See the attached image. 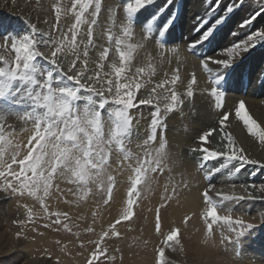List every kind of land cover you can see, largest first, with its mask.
Segmentation results:
<instances>
[{"label":"snow or ice","instance_id":"1","mask_svg":"<svg viewBox=\"0 0 264 264\" xmlns=\"http://www.w3.org/2000/svg\"><path fill=\"white\" fill-rule=\"evenodd\" d=\"M154 2L126 0L123 6L126 23L122 25L120 34L116 35L111 30L102 34L106 36L107 46L97 44L94 39V26L101 12L102 0H71V8H67L62 0H56L51 6L56 21L51 25V31H44L35 23L26 22L28 30L23 34L6 33L0 36V191L20 197L28 196L38 201L43 209V219L47 221L43 225L45 228L56 226L57 231L62 227L71 232L72 228L66 222L70 219L68 212H50L46 203L53 190H59L56 181L64 180L75 185L77 194L82 198L91 193L90 185H95L99 191L106 190L108 198L104 203L107 204L112 199L116 184L115 176L109 172L114 150L123 157L121 166L126 163L132 170L128 198L120 217L109 225V230L102 232L99 240L89 241L95 244V249L87 258V264H95L108 252L101 243L109 236V231L112 236H119L116 225L133 217L139 189L141 186L147 189L150 174L166 170L167 140L161 135L159 147L154 151L147 146L157 140L161 129L166 130L164 114L176 110L184 103L176 91L180 80L179 70L173 72L171 79L155 83L147 97L139 98L138 95H142L141 89L153 83L156 68L151 63L146 67L133 64L140 45L132 43L131 39L137 17ZM240 2L242 4L243 0ZM172 3L173 0H165L164 6L140 22L144 38L154 39L162 50L161 55L167 44L166 37L179 18V13L175 11L163 17ZM226 10L232 12L233 7L229 6ZM69 12L74 15L75 21L64 30L61 17ZM109 12L114 19L113 10L109 9ZM261 14H264V3L240 27L250 25ZM89 16L92 18L90 21ZM201 22L203 27L199 30V38L188 45L190 50L205 43L211 44L220 26L226 23V17L220 15L210 22L198 21ZM45 23L48 21L45 20ZM83 25H87L86 32L82 31ZM260 44H264V27L226 46L223 49L226 58L213 59L205 55L201 60V66L209 74L213 85L210 95L217 109L225 108V91L221 85L231 76L229 70ZM41 47L50 49V52H42ZM169 50L177 51L175 47ZM92 51L96 52L95 59L90 55ZM11 53H15L14 57ZM64 61L69 62L67 70L63 66ZM209 61L217 65L219 70L213 73ZM195 84L196 76L192 74L185 93L187 97L194 95ZM161 101L167 102L161 105ZM17 106H23L24 110L15 111ZM138 106H151L154 109L150 114V134L143 142L145 150L142 156L134 154L127 147L133 132V120L136 119L131 112ZM104 112L107 113L106 119L102 115ZM234 114L248 134L264 145V127L253 119L245 101L239 100L236 103ZM10 115H16L24 123L32 125L31 135L23 149L20 143L14 144L9 138L12 133L5 131V122ZM230 115L231 111H222L218 121L219 129L210 128L201 133L198 136V147L191 150L198 158V167L209 181L201 193L207 205L203 217L208 235H211L213 225L218 223L227 227L230 234H234L221 233L222 243L238 241L255 225L242 218H233L230 212L221 215L218 210L225 208L229 202L264 199V185H241V194L236 192L235 185L231 191L226 192L218 190L211 183L216 174L226 171L231 177L244 169L245 165L264 168V161L250 158L246 149L227 130ZM136 122L138 124L139 120L136 119ZM217 131L222 137V140L217 141L222 145L221 148L211 146V137ZM213 161L217 162L216 165L206 170V166ZM254 192H259L260 196H255ZM25 207L27 222L34 224L36 219L33 210L27 205ZM160 221V208H157V232L160 231ZM19 223L24 224L25 221ZM85 231L91 233L94 229L88 227ZM20 235L17 233L18 237ZM173 243H181L179 229L171 230L164 239L166 247H172ZM81 247L84 245L81 244ZM108 259L114 260L115 257L109 256ZM155 264H167L165 247L157 249Z\"/></svg>","mask_w":264,"mask_h":264},{"label":"rangeland","instance_id":"2","mask_svg":"<svg viewBox=\"0 0 264 264\" xmlns=\"http://www.w3.org/2000/svg\"><path fill=\"white\" fill-rule=\"evenodd\" d=\"M9 1H12L13 7H16V6L19 7L20 8L19 11L21 13L20 14L19 13H13L11 11L5 10V9L0 7V26L4 27V24H5V28H4L6 31L5 34L6 33L23 34L24 32H26L28 30V23H26V22H29L30 17H28L27 14L22 13L23 12L22 10L25 8L29 9L30 12L31 11H33V12L40 11L42 14H44L45 15V17L43 18L44 20L40 19V16H38L39 19L38 20L35 19L33 23H35L38 28H40V25L43 23L42 25L45 28V29H43L44 31H51L52 30L51 25L54 24L56 21H55V14H54V11H53L51 6H52V4H54L56 2V0H9ZM156 1H158V0H155V2ZM161 1H164V2L161 3ZM221 1L222 0H215L214 4L212 5V7L208 11L210 12V11L217 9V7L220 5ZM250 1L253 3V6L256 9L255 12L259 11L261 4L264 3V0H250ZM62 2L67 8H71V0H62ZM104 2H105V0H102L100 13H102L104 10L112 9L113 12L115 13L114 18H117L116 19L117 21L113 20V22H111V17H110L108 19V22L106 21V23L102 24V22L100 20L101 14H99V16L97 17V24L94 26V39H96L97 44L99 43V44H103V45L107 46L106 36H104L102 34L106 33L108 30L113 31L116 35L120 34L122 25L126 23L125 13L122 12L123 6H124V3L126 2V0H113V4L111 6H109L107 9H105L107 6H106V3H104ZM239 2H240V0H232V3H228L225 6V8L222 10L221 14L218 15V16L223 15L224 17H226V23L220 26V30L216 33L215 37L222 30H224V32H223L224 36L233 37L234 35L232 33L237 32V31H235V32L233 31V29H235V27H237L240 30L243 28V27H240V25L243 23V21L245 19H243L240 23L239 21L241 19L234 17V15L236 14V10L238 9L237 5L239 4ZM156 3L157 4L159 3L160 6L159 5L154 6V4H153L152 5L153 7H151V8L159 9L160 7L165 5V0H159V2H156ZM173 3H174V6H173L172 10L175 12H178L179 17H180V14H182L184 12L185 8H187V6H189L188 9L190 8V5H187L186 0H173ZM229 6L233 7L232 12H228L226 10ZM154 12H155L154 10H151V11L145 10L143 18L146 19L147 17H149ZM171 12H169L168 14H170ZM254 13L248 15L247 18H250ZM185 14H188V12L186 11ZM212 14H213V12H211L210 15L212 16ZM210 15L207 18V21L211 20ZM119 17H120L121 21L118 20ZM186 18H188V17L185 16V19ZM88 19L90 21L92 19L91 16H89ZM45 20H47L48 23H45L44 22ZM257 20L258 19L253 21V23L256 22ZM36 21H38V22L36 23ZM40 21H42V22H40ZM74 21H75L74 15L69 12V13H67V15H62L61 26L64 28V30H67V28L70 27L71 24L74 23ZM261 21H262V19H260V21L256 22L260 26L258 28L264 27V23L261 24L262 23ZM6 23H7V25H6ZM201 24L202 23H200V25H199L200 28H201ZM42 25H41V28H42ZM86 30H87V25H83L82 31L86 32ZM178 32L180 33V30H178ZM3 34H0V36H2ZM54 35H58V34L54 33ZM139 36L137 38L139 40L138 41V40H136L135 32L133 31V37L131 39V42L134 44L139 43V45H140V48L138 47L136 50L135 59L133 61V64L135 66L146 67L149 63H151L156 68V75L154 77H152L153 83L149 84L145 88L141 89L142 95L138 94L139 98L147 97L151 91V88L154 86L155 83H158L159 81L164 80V79H171V76L175 70H179V75H180V78L182 79V81L179 80L177 82L176 91L181 95V98L184 100V103L182 105H180L176 110L164 114L166 130L161 129L159 134H158V138L156 140V141H159V137L162 135L167 140V145H166V149H167V147H169L168 143H170L168 140L169 138H167L168 137L167 132H168V127H169V122H168L169 116L173 115L177 110H179L180 108L185 106L186 96L181 94V92L183 93L187 90L188 82L191 80L192 75L190 77H188V75H187V77L181 76V74H180L181 70L178 67H174V68H172V70L167 71V69L165 68V65H164L165 63H163L166 55H168L169 52H171L169 49L175 47L177 50H183L184 49L183 47H181L179 45L171 46L172 43H168V39H166L167 44H166L165 49L163 50V55H161L162 50L159 48V46L155 40L145 39L144 38L145 33H143V35L141 34V36L144 39H142V37L141 36L139 37ZM97 38L100 39V41H97ZM84 39L86 41L87 37L85 36ZM0 43H2V39H0ZM261 45H264V44L257 45V47L255 49L251 50L249 53H247L245 55L252 54ZM40 50L42 52H50V49L44 48V47H41ZM184 52H186L187 54L190 55V56H188L189 59L192 58L191 60H194L195 62H197L198 71L200 72V74H202L206 78V80L208 82L206 84V87H208L207 92L210 94V89L213 85H212L211 80L209 78V74L201 66V60L204 57V56H202V52H201V54L194 52L193 50H190L188 47L185 48ZM204 52H206V49L204 50ZM261 52H263V54H264V48L261 49ZM203 54H205V53H203ZM11 55L14 57L15 53H11ZM94 57L96 58V52L94 53ZM169 61H171L170 57L167 59V62H169ZM41 63H42V61H41ZM68 63H69L68 61H64L63 66H66ZM213 65L214 64L209 63V68L212 70L213 73H215L217 70H215V67H213ZM79 67H80V64L78 62L77 63V69H79ZM90 67H92V65H90ZM234 67H235V64L233 65V68L229 70L231 75L233 73ZM217 68H218V66H217ZM263 72H264V70L262 71V73ZM190 73L195 74V73H193V71ZM244 73L245 72H243L242 75ZM158 76H160V77H158ZM239 78H240V80H239ZM237 80L242 81L243 80L242 76L238 77ZM228 81H230V80L228 79L227 82L223 84V90L225 91V101H224L225 109H224V111H231L232 110L231 115L235 116L234 108H235L236 103L239 100L245 101V104L248 106L250 105L248 100H247L248 98L244 95V94H246L247 87L245 86L243 88L244 89L243 90L244 96L236 97L237 94L235 95V91H232L230 89V87L227 85ZM231 87L236 88V84L233 83V85ZM227 92H228V94L234 93V96H233L234 98L231 99L232 102H229L230 105H228V108H227V103H226L227 97H228ZM163 94L164 93H161V95H163ZM192 98L193 97H190L189 100L191 102L192 101L194 102V98L193 99ZM211 101H213L212 104L215 105L213 97L211 98ZM166 102L167 101H161V105H163V103H166ZM248 106H246V108L251 109ZM143 107L144 106H138V108L133 109L131 112L132 116L139 120V123L141 122L140 118L142 117V115H139V117H138L137 111L145 109V111H147V114L150 117L151 112L154 110L151 108V106H147L145 108H143ZM249 109H248V112L252 115V112ZM23 110H24L23 106H17L15 109V111H20V112H22ZM218 110H220V109H218ZM102 115L104 116L105 119L107 118L106 112L102 113ZM216 118H217V116H216ZM218 118H220V117H218ZM136 119L133 120V125H134L133 132H132L130 140L127 142V147L134 154H137V155L139 154V156H142L143 152L145 150V146L142 142H144V140H146L148 135L150 134V129H149L150 121H149V124L147 127L148 131L144 133L138 129L137 126L139 125V123L137 124ZM9 126H11V127H9ZM218 127H219V123L217 122L213 126H210L208 129H210V128L219 129ZM31 128H32L31 123H24L23 121L18 119V117L16 115L8 116L6 119V122H5V131L12 133V135L9 138L12 139L14 144L20 143L22 149H23V146L25 144H27V139L31 135ZM22 130H25L24 134L23 135H17L18 132H21ZM227 130L230 131L229 128H227ZM106 132H107V126H106ZM230 132H232V131H230ZM232 134H233V132H232ZM194 138H195V140H193L192 146H190L188 148V151H187L188 153H190L189 156H192V155L194 156L195 154H193V152L191 150L193 148L198 147V142H197L198 139L196 141L197 136H195ZM220 140H222V137L219 135L218 131L213 133V135L211 137V145H213V147H215V148H221L222 145L217 143V141H220ZM155 142H153V143H155ZM139 145H140V147H139ZM147 147L152 149L151 146H149V145ZM137 149H138V151H137ZM122 159H123V157L114 150L112 153L111 159H110L109 172L113 176H115L112 169H115V168H124L125 169V167H126V171L128 170V172H129V174H128L129 176L126 179L127 180L126 182H128V184H127V187L125 189L126 193L124 196V204H123L125 206L127 198H128L127 197V190L131 186L129 178H130V175L131 176L133 175V173H132V170L127 167L126 163H124L123 166H121ZM194 161L196 162L195 164L197 166L198 160L196 161L194 159ZM9 162H11L10 159H9ZM216 163H215V161H213L210 163L211 166L208 164L206 166V170L209 167L211 168V167L215 166ZM124 165H126V166H124ZM13 167L16 168L17 166L13 165ZM199 170H200V168H199ZM240 172L238 174H234L231 177H229L227 175L226 171L222 172V173H218L215 175V177L213 178L211 183H213L215 185L218 184L217 186H220L225 191H231L232 186L235 185L236 186V188H235L236 192L242 194V189L240 186L241 185H247V182H245V181L243 182V180L241 179V174L243 173V169ZM201 173L204 174L203 171H201ZM155 174H157L159 176H165V179L167 182L172 180L170 178L171 171L169 170V168H166V170L163 173L157 172V173L150 174L151 179H150L149 186L147 187V189H145V187H143V186H141L139 189L140 195L136 198L137 202L134 205L133 217L130 220L121 221V223L116 225V231L119 233V236H112L111 232L109 231V236L105 237L104 241L101 243V246L106 247L108 249V252L103 257H101L98 261H96L95 264H133L132 258H133V256L137 255V253L139 251L152 252L153 262L155 264L156 251L159 247H165V257L167 260V264H213L212 263L213 258L210 259V262H209L208 258H202L197 253L196 254L195 253H189V252H187V249H185V244H184L185 239L184 238H186V237H185V233L182 230H183V226L187 225V223H188V219H189L188 216H186L188 218L187 220H185L186 217H183L180 221L181 223L178 225H174L171 229H168L167 231L160 233V231H161V227H160V231L157 232V230H156V209L160 208V213H161V210L163 208V207H161V205H162L161 203H158L153 207V211H154V215H153V222H154L153 228H154V230L153 231L157 236H156V238H154L152 240V243L148 242L149 241L148 239H145L144 241H143V239L139 240L140 239L139 236L134 237L133 238L134 240L123 238L124 233H122V231H120V229H119L121 227V225L125 224L126 222L128 223L129 221H130L129 223H131L133 221L135 222V221H137L136 219H139V217L142 216L143 213H148L150 211V210L149 211H144V210L146 208H147L146 210L151 208L149 206V204H150V196L152 194L151 189H152V185L154 183V177L153 176ZM165 174L167 175V177ZM203 179H204L206 185L208 186L209 181H207V179H205V177ZM218 181L220 184L218 183ZM116 182H117V180H116ZM116 185L117 184H115V186L113 188L112 197H113V193H114V190L116 188ZM91 186L95 187V189L97 191H99L95 185H90V187ZM166 187H167V184L165 185L163 192L166 193L165 194L166 199H168V197H170V199L165 200L164 204L168 203V201H170L173 198H174L173 199L174 201H177L175 199H178L180 192L174 191L175 188H173L172 190H168V188H166ZM105 188H106V186H105ZM69 189L71 190V188H69ZM69 189H67L66 193L69 191ZM100 192H102V191H100ZM69 193H70V191L68 192V194ZM102 194H103V198H104L103 202H104V200L108 198L106 190L103 191ZM177 194H179V195H177ZM58 196L61 197L60 198V202H61L60 204H63L62 202L65 200L64 195H62L61 190H56V189H54L52 194L47 198L46 203L48 204V208H49L50 212H55V211L68 212L70 219L66 222H68L70 227L72 228L71 232L65 231L62 227H60V230L57 231L56 226L45 228L43 225L47 221L45 219H43V216H44L43 209L40 207V204L38 201H36V200H34L28 196L20 197V196H16V195H9L8 193L0 191V198L2 197L4 199V201L6 203V207H7L6 208V214L0 220V264H26L27 262H30V263L33 262V264L34 263H36V264H39V263L40 264H80L81 261L79 262L78 257L80 256L79 254H81V252H83L82 255L85 256L82 258L83 259L82 263L87 264V258L89 257L90 253L95 249V244L89 243V241L99 240L102 232L109 230V225L113 224L117 219H119L120 216L118 218L114 219L109 224H106L104 226L103 225L99 226L100 225L99 224L97 229H95L90 221H89L90 223H88V224H83L82 219L79 218L78 216H76L75 214L73 215L71 210L67 211V210L61 208L62 206L60 207V205L59 206L56 205L57 202L55 199L58 198ZM77 197L80 198V195H78ZM162 197H163V195H162ZM110 201H111V199L108 202H110ZM65 203H67V202L64 201V204ZM144 203H145V205H144ZM70 204L72 206L74 205L73 207H75V205H76V203L74 204V201H73V204L72 203H70ZM25 205H27V207H30L33 210L34 217L36 219V222L34 224L27 222V208L25 207ZM143 206H144V210H143ZM218 211L221 215H226V214H229V212H230V214L233 216V218H242L246 222H250V223H253L255 225V227L253 229L247 230L245 235L243 237H241L238 241H225L222 243L221 242V233H224L225 235H233V236H234V234H230L228 232L227 227L218 223V224L213 225L212 233H211V235H208L207 223H206V221L202 215L201 219L203 221V225H204V229H205V231H204L205 237L207 238V240H209L210 242L214 243V245L217 246L218 254L215 256V260L218 262V264H234V262L239 263L240 261H241L240 262L241 264L244 262H247V264H264V250L258 248L260 243L262 241H264V233H263V231H264V199L241 200V201H236V202H229L225 208L219 209ZM138 214H141V215H138ZM136 215H138V216H136ZM20 221H25V223L21 224V223H19ZM143 221H142V224H144ZM160 223H161V221H160ZM161 225H162V223H161ZM181 225H183V226H181ZM88 227H92L94 229V231L91 233L86 232L85 229ZM173 229H179V238H180L181 243H180V245H175L173 243L172 247H166L164 244V239H165L166 235ZM17 233H21V235L18 237ZM76 233H79V235H76ZM181 235H183V239L180 237ZM43 236H44V239L41 238ZM38 238L40 240H38ZM136 238L138 241L136 240ZM18 240L22 241L21 244L18 243ZM45 240L49 241V243L51 244L50 247L49 246L48 247L43 246ZM57 242H59V243H57ZM137 242H140V243H137ZM149 243H151L152 245ZM81 244H83L84 247H81ZM24 245L28 246L29 249H28V247H26ZM259 249H260V251H259ZM109 256H113V257H115V259L109 260L108 259ZM41 260H42V262H41ZM125 262H127V263H125Z\"/></svg>","mask_w":264,"mask_h":264},{"label":"bare ground","instance_id":"3","mask_svg":"<svg viewBox=\"0 0 264 264\" xmlns=\"http://www.w3.org/2000/svg\"><path fill=\"white\" fill-rule=\"evenodd\" d=\"M156 2H159V0ZM156 2L154 3V6L159 5V3L157 4ZM162 2L164 1H161V3ZM214 2L215 0H186V3L187 5H190V8L188 9L189 6H187L184 12L180 14V17L177 20L175 27L171 30L170 34L166 37V39H168V43H172L171 46L179 45L183 47L184 49L177 50L176 52L171 51L169 52V54L167 53L168 55H166L165 60L163 62L165 63L164 64L165 68L168 71V70H172V68L174 67H178L181 70L180 71L181 76H184V77H187V75L188 77H190L192 75L190 72L192 71L193 73L196 74L195 75L196 84L193 86L194 95L192 96L194 98V102L192 101L193 102L192 103L189 100L190 97H187L185 95L186 91L183 93L181 92V94L186 96V104L184 107L177 110L173 115L169 116V119H168L169 127H168V132H167L168 135L167 134L166 135L168 136L167 138H169L168 140L170 143H168L169 147H167L165 151L167 154V157H166L167 168H169V170L171 171L170 178L172 180L168 181L169 182L168 183L165 179V176H159L155 174L156 176L155 175L153 176L154 183L151 189L152 194L150 193L151 196H150V204H149V206L152 209L149 208L148 210H146L147 209L146 208L144 210V206H143L144 211H149V210L150 211L148 213H143L144 212L143 211L142 216H140L139 219H136L137 221L135 222L133 221L131 223H129L130 221L128 223L126 222L125 224L121 225L119 229L120 231H122V233H124L123 238L125 239L134 240L133 239L134 237L139 236L140 237L139 240L143 239L144 241L145 239H148L149 240L148 242L152 243V240L156 238L157 236L153 231L154 230L153 228L154 226L153 225L154 223L153 222V215H154L153 207L156 204L161 203L164 206L160 213V218H161V223H162L160 233H163L164 231L171 229L174 225L180 224L181 219L183 217L188 216L189 219H188L187 225L185 226L181 225L183 226L182 231L185 233V237H186L184 238L185 239V242H184L185 249H187V252L189 253H195V254L197 253L202 258H208L209 262H210V259L213 258L212 263L218 264V262L215 260V256L218 254L217 246L214 245V243L207 240V238L205 237V233H204L205 229H204L203 221L201 219L203 215V211L207 207L201 196L203 189L207 186L203 179L204 174H202L201 171L199 170L198 164L197 166L195 164L196 162L194 161V159L197 161L198 158L195 155L194 156L192 155L193 157L189 156L190 153H188L187 151H188V148L192 146V142L193 140H195L194 138L195 136H197L196 138V141H197L198 136L201 133L209 130L208 128L210 126H213L215 123L219 121L220 118L218 117L222 115V111H224L225 108L223 110H218L215 107V105L212 104L213 102L211 101L212 96L207 92L208 87H206V84L208 82L206 78L202 74H200V72L198 71L197 62H195L194 60H191L192 58L189 59L188 56L190 55L184 52L185 48L188 47L190 43H192L193 41L199 38V30L203 27V23L201 22L202 24L200 28L199 27L200 23H198V21H203V22L212 21L219 14H221L222 10L225 8V6L228 3H232V0H222L220 5L217 7V9L209 12L208 10L212 7ZM104 3H106V6H107L106 8L105 7L104 8L107 9L109 6L113 4V0H105ZM173 6H174V3L170 7H168L167 10L163 13L164 18H166L169 15L168 14L169 12L171 11L173 12L172 10ZM0 7L5 10L11 11L13 13H19V14L21 13L19 11L20 8L17 6L13 7L12 1H9V0H0ZM151 7L153 6L152 5L149 6L147 10H150V11L154 10L155 12L157 11L156 8H151ZM237 7L238 9L236 10V14L234 15V17L241 19L239 21L240 23L243 19H247V16L254 13L256 10L255 7L253 6V3L250 0H243L242 4L241 2H239ZM108 10H104V11L102 10L103 12L100 13L101 14L100 20L102 24L106 23V21L108 22V19L110 17H111V22L117 19V18L113 19L112 14ZM22 11H23L22 12L23 14H27V16L30 17L29 22L31 21L32 23L34 22L35 19L37 20L39 19L38 16H40V19H43L45 17V15L42 14L40 11L30 12L29 9L27 8L23 9ZM186 11L188 12V14H185ZM122 12L124 13L123 10ZM211 12H213L212 16L210 15ZM209 15L211 16V20L207 21V18L209 17ZM185 16H187L188 18L185 19ZM143 17H144V11H141L139 16L137 17L138 20L135 23L134 29H133V31L135 32L136 40H138L137 38L139 35L141 36V34L143 35L144 33V31L140 27V22L145 20ZM257 19H258L257 21H260V19H262L261 24H263L264 14H261ZM118 20L121 21L120 17L118 18ZM37 22L38 21H36V23ZM256 22L250 24V26L247 25L243 27L241 30L235 27L233 31L234 32L237 31V32L235 33L236 35L233 37L224 36L223 35L224 30H222L213 39L211 44L205 43L202 46H197L195 49H193V51L200 53V54L202 52V56L210 55L213 57V59L226 58V56L223 55V49L226 46H230L232 43L236 42L237 39L246 38V36L249 33L258 29V27L260 26ZM41 25H40V29L42 30L45 29L43 25L41 28ZM4 28H5V24H4V27L0 26V34H3V33L5 34L6 31ZM178 30H180V33L178 32ZM142 39L144 38L142 37ZM150 40H154V39H150ZM97 41H100V39L97 38ZM263 48H264V45H261L252 54L245 55L242 61H239L238 63H236L233 73L229 78L230 81H228L227 83L230 89L232 91H235V95L237 94L236 97L238 96L241 97L245 95L248 98L247 100L250 105L249 106L246 105V106L251 108V109L249 108L248 109L251 110L253 119H255L262 127H264V75H263L264 72L262 73V71L264 70V54L263 52H261V49ZM205 49H206V52H204ZM94 53L95 51L90 52V55L92 56L93 59L95 58ZM169 57L171 58V61L167 62V59ZM42 63L44 62L42 61ZM209 63L211 64L212 62L209 61ZM67 67H68V64L64 66L65 70H67ZM213 67H215V70L217 71L219 70L217 68V65L214 64ZM243 72L245 73L242 75ZM241 76L243 80L239 81L240 78L239 80H237L238 77H241ZM180 80L182 81L181 78ZM233 83L236 84V88L231 87ZM223 84L224 83H222L221 85L222 88H223ZM245 86L247 87L246 94L243 93V90H244L243 88ZM227 95L228 97H227L226 103H227V108H228V105H230L229 102H232L231 99L234 98L233 97L234 93L228 94L227 92ZM145 107L147 106H144L143 108ZM137 115L138 117L139 115H142V117L140 116L142 118V119L140 118L141 122L137 126L138 129L144 133L147 132L148 131L147 127L151 119L150 118L151 116L149 117L145 109L137 111ZM227 128H229L230 131L233 132V135H235L238 143L240 144V146L246 149L250 158L264 161V145L260 144L254 137L248 134L242 122L238 121L235 116L230 115ZM24 131L25 130L18 132L17 135H23ZM158 142L159 141H156L155 143L153 144L151 143V145H149L152 148L151 150H155L156 148L159 147ZM211 146L213 147V145ZM112 170L117 180L116 182L117 185L114 190L111 201L108 202L107 204L103 202V199H104L103 194H102L103 192L97 191L95 187L91 186L92 191L86 197L82 198V196L80 195V198H79L77 197L78 196L77 188L75 185H72L70 183L68 184V182L64 180H57L56 183L59 185V190H61V193L62 195H64V198H65L64 201H66L67 203L64 204V201H63L62 202L63 204H60L61 197L58 196V198L55 199L57 202L56 205L58 206L60 205V207L62 206L61 208L67 211L71 210L73 215L75 214L76 216L82 219L83 224H88L91 222V224L93 225L95 229H97L99 224H100L99 226H102V225L104 226L106 224H109L114 219L118 218L123 210L124 196L126 193L125 189L128 184V182H126L127 181L126 179L129 176L128 175L129 172L128 170L126 171V167L125 169L115 168ZM241 179L243 180V182L244 181L247 182V185H256V186L264 185V168H261L259 165H251V164L245 165L243 169V173L241 174ZM166 184H167L166 188H168V190H172L173 188H175L174 190L176 192H180V195L177 194L179 195V197L177 196L178 199H175L177 201H174L173 200L174 198H173L170 201H168V203L164 204L165 200H168L166 199V195H165L166 193L163 192ZM185 184H187V187H184ZM217 185H215V187L218 190H223L220 186H217ZM69 188H71V190ZM67 189H69L70 191L69 194H68L69 191L66 193ZM253 194L257 197L260 196L259 192H254ZM255 200H258V199H255ZM73 201H74V204L76 203L75 207H73L74 205L72 206L70 204V203L73 204ZM6 208H7L6 203L4 199L1 197L0 198V220L6 214ZM138 215H141V214H138ZM142 221L144 222V224H142ZM183 235L180 236L182 239H183ZM41 238L44 239V236ZM38 240L40 239L38 238ZM21 242L22 241L18 240L19 244H21ZM137 243H140V242H137ZM43 246L50 247L51 244L49 243L48 240H45ZM258 248L264 250V241L260 243ZM82 253L83 252H81V254H79L80 256L78 257V260L79 262L81 261V263L83 262L82 258L85 257L82 255ZM132 261H133V264H154L152 252H149V251H146V252L139 251L137 255L133 256ZM239 263L234 262V264H239ZM26 264H33V262L32 263L27 262ZM242 264H247V262H244Z\"/></svg>","mask_w":264,"mask_h":264}]
</instances>
